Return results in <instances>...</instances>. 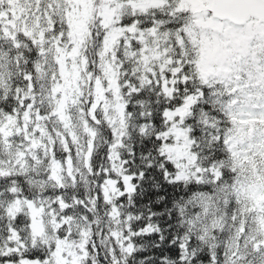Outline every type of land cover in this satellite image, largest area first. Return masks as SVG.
<instances>
[{"label": "snow or ice", "instance_id": "1", "mask_svg": "<svg viewBox=\"0 0 264 264\" xmlns=\"http://www.w3.org/2000/svg\"><path fill=\"white\" fill-rule=\"evenodd\" d=\"M0 264H264V0H0Z\"/></svg>", "mask_w": 264, "mask_h": 264}]
</instances>
